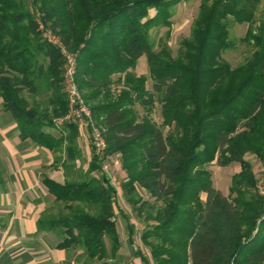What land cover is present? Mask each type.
Here are the masks:
<instances>
[{"label":"trees","instance_id":"trees-1","mask_svg":"<svg viewBox=\"0 0 264 264\" xmlns=\"http://www.w3.org/2000/svg\"><path fill=\"white\" fill-rule=\"evenodd\" d=\"M184 1L0 0L2 106L20 137L62 154L66 170L80 158L78 126L56 123L68 111L64 60L41 38L39 19L75 52L77 88L105 128L108 154L119 155L122 195L142 225L148 254L136 255L144 264H264V196L246 159L254 156L264 171V10L256 19L263 0H201L173 56L150 32L165 27L168 38ZM230 22L257 23L242 39L252 52L236 67L222 58L232 48ZM142 56L152 90L132 72ZM115 76L118 91L111 88ZM155 104L160 124L149 116ZM214 161L239 165L227 195L212 185ZM98 173L92 155L79 181L44 177L60 210L38 225L54 230L58 249L80 251L83 264H127L119 254L114 191Z\"/></svg>","mask_w":264,"mask_h":264},{"label":"crops","instance_id":"crops-1","mask_svg":"<svg viewBox=\"0 0 264 264\" xmlns=\"http://www.w3.org/2000/svg\"><path fill=\"white\" fill-rule=\"evenodd\" d=\"M142 58L137 60L135 72ZM136 76H140V73ZM58 130L49 131L58 135ZM77 148L80 158L68 163L73 168L67 172L62 154L53 153L35 145L30 139L20 137L12 114L3 108L0 99V264H83V258L77 261L73 256L74 250L57 248L59 239L49 225H38L42 216L58 215L60 210L54 196L43 184V178L47 177L59 184L79 181L86 172L81 169L88 168L92 158L91 142L80 129ZM60 155L61 160L58 158ZM129 224L132 232L127 227L123 238L119 236L121 248H130L135 244L136 249L141 251L142 228L133 224V221ZM136 238L140 245L135 241ZM80 253L77 251L78 255ZM123 262L144 264L135 253L125 257Z\"/></svg>","mask_w":264,"mask_h":264},{"label":"rangeland","instance_id":"rangeland-1","mask_svg":"<svg viewBox=\"0 0 264 264\" xmlns=\"http://www.w3.org/2000/svg\"><path fill=\"white\" fill-rule=\"evenodd\" d=\"M201 0H186L182 3H180L175 9H174V14L171 18L172 24L169 28V37L166 38L165 34L166 31L168 30L167 28H160L156 30H152L150 32L152 40H154L156 43L161 39L164 43H167L172 55H176L179 42L181 39L186 38L190 34V28L192 26V21L196 17L198 13V8L200 5ZM264 10V0L262 1L257 13H256V19L258 20L261 18L262 11ZM39 18V17H38ZM41 23V21L38 19L36 20L37 23V31L40 33L38 23ZM256 24L248 25V24H236L230 22L229 24V33H230V40L232 42V48L225 51L222 54V58L227 61L231 67H236L242 63L250 56L252 52V48L246 44L242 39L245 37L246 32L249 29L256 30ZM57 35V34H56ZM41 36V33H40ZM58 36V35H57ZM59 37V36H58ZM42 38V36H41ZM155 49L157 50L158 47L156 46ZM69 51V50H68ZM71 53H75L73 51H69ZM143 61L138 65L137 72H135V69H133V73L135 75L140 76H145L147 78L146 81V88L148 90H152L153 88V82L149 77V72H148V63L147 59L143 56ZM63 68V66H62ZM122 83H119L117 81V76L114 77V82L111 86V88L115 91H118L121 88ZM137 111L139 112V115H143L144 112L140 106H136ZM150 118L156 122L157 124L161 123V116H160V108L158 104H155V107L153 108L152 112L150 113ZM57 125L58 124V119L56 120ZM61 125V124H60ZM89 138V134L87 131L83 130ZM93 155V152H92ZM246 159L251 163L253 172L255 174V177L257 179V185L259 181H262L261 183V188L264 189V171L263 167L260 165V163L257 161V159L254 156L247 155ZM73 166L71 168H68V170H72ZM85 168L81 169L83 172L86 171ZM208 169L211 172V182L214 188L219 190L223 195L228 194V188L230 185V178L231 176L239 170V165L237 164H231L228 167H220L217 165V163L214 161L212 164L208 166ZM99 176L100 174H96V176ZM116 175H117V180L121 182L124 174L123 172L121 173V169L116 170ZM83 178V177H82ZM201 199L205 201L206 195L201 194L200 195ZM117 207L118 210L115 211V222H116V227L117 231L119 232V236L123 238V235H125L127 227L129 222L133 221V224H136L139 226V228L142 227V225L139 224L137 215L135 212L132 210L131 206L125 202L124 198L122 199H117ZM125 216V217H124ZM138 238H136L135 241H137ZM138 242V241H137ZM140 245V242H138ZM110 244L109 241L106 239V247L109 248ZM134 246V248H133ZM131 245L130 248L124 246L121 248V243H120V249H119V254L122 256V259L125 260V257L132 256L134 253L136 254V247L135 244ZM141 251H143L144 254H148V249L142 245ZM75 259L78 261H82V258L79 257L77 254V251L74 252ZM122 260V261H123ZM127 260V259H126ZM125 262V261H124Z\"/></svg>","mask_w":264,"mask_h":264},{"label":"built area","instance_id":"built-area-1","mask_svg":"<svg viewBox=\"0 0 264 264\" xmlns=\"http://www.w3.org/2000/svg\"><path fill=\"white\" fill-rule=\"evenodd\" d=\"M38 27L42 39L58 49L64 60L63 91L67 98L68 111L64 117L58 119V124L70 122L76 124L80 130L88 132L93 156L100 167V174L113 189L116 200L122 199L121 182L117 180L116 175V170L121 168V161L119 155L111 156L108 154L105 128L93 118L89 105L77 88L75 81V56L65 48L60 38L49 29H46L42 23L39 22ZM261 183L262 181H259L256 187L259 195L264 196V189L261 188Z\"/></svg>","mask_w":264,"mask_h":264}]
</instances>
